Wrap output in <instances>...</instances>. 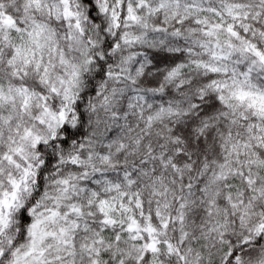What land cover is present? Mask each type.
Masks as SVG:
<instances>
[{"label": "clouds", "instance_id": "9594fccd", "mask_svg": "<svg viewBox=\"0 0 264 264\" xmlns=\"http://www.w3.org/2000/svg\"><path fill=\"white\" fill-rule=\"evenodd\" d=\"M0 264H264V0H0Z\"/></svg>", "mask_w": 264, "mask_h": 264}]
</instances>
